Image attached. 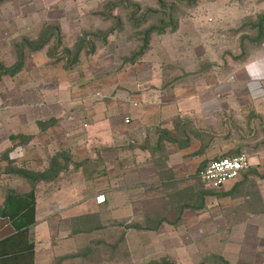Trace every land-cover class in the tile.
<instances>
[{"label": "crops", "instance_id": "obj_1", "mask_svg": "<svg viewBox=\"0 0 264 264\" xmlns=\"http://www.w3.org/2000/svg\"><path fill=\"white\" fill-rule=\"evenodd\" d=\"M24 61L17 74L0 78V174L13 175L14 182L18 168L42 173L56 153L64 151L65 157L54 178L34 184L24 178L23 191L10 187L25 194L34 185L35 222L27 234L34 244L32 264H38L37 241L62 230V219L79 216L75 201L98 196L108 212L120 206L115 211L124 214L122 220L142 207L162 212L161 205L149 208L147 201L199 200L203 207L207 201L231 202L233 216L264 214V86L226 87L222 72L216 86L162 85L152 69L128 68L100 90L92 83L82 87L80 72L54 69L40 51ZM232 110L240 119L230 124L225 114ZM241 152L249 166L236 179L215 189L200 180L201 191L194 188L193 176L210 160ZM82 170L88 193L74 176ZM182 205L176 204V221ZM12 225L0 216V240L16 231Z\"/></svg>", "mask_w": 264, "mask_h": 264}, {"label": "rangeland", "instance_id": "obj_2", "mask_svg": "<svg viewBox=\"0 0 264 264\" xmlns=\"http://www.w3.org/2000/svg\"><path fill=\"white\" fill-rule=\"evenodd\" d=\"M261 16L264 0H0V67L12 68L22 55L20 71L40 51L54 69L80 72L82 87L100 90L128 68L152 69L162 85L216 86L222 72L226 87H263L264 36L257 39L254 27ZM42 35L40 49L23 46ZM232 112L225 114L230 124L240 119ZM83 171L74 176L88 193ZM12 176L0 174V202L10 187L28 189ZM193 185L201 191L198 174ZM75 202V215H97V229L70 233L72 221L62 219V230L37 241L38 264H264V214L233 216L231 202L189 201L195 208L182 207L177 221L176 204L188 201H147L162 212L142 207L128 220L115 211L120 206L111 213L104 201Z\"/></svg>", "mask_w": 264, "mask_h": 264}, {"label": "trees", "instance_id": "obj_3", "mask_svg": "<svg viewBox=\"0 0 264 264\" xmlns=\"http://www.w3.org/2000/svg\"><path fill=\"white\" fill-rule=\"evenodd\" d=\"M254 27L257 29V34L259 37L257 39L264 36V16L259 17L257 23H255ZM153 29H149L148 32H151ZM162 30V29H161ZM44 36H40L37 41H35V45L31 46V42L24 40L23 46L29 48V50H37L40 49L44 45L45 39ZM102 40L103 37H100ZM148 40V39H147ZM146 40V42H147ZM84 43H82L83 45ZM80 47V46H79ZM78 47V49H79ZM93 51V46L90 43V47L88 52ZM143 52V50L141 51ZM140 53H137L138 56ZM22 55H20L17 63L12 68H2L0 67V78L5 74H14L21 68ZM131 61H134L132 59ZM198 133V132H196ZM198 136V134H197ZM64 151L56 153L50 159L49 169L42 173H32L28 172L22 168H18L17 175L28 179L32 184L42 180H50L56 176V172L54 170L57 168L59 164V160L65 159L63 155ZM96 175H100L99 171H97ZM95 175V176H96ZM92 176V174H90ZM94 176V175H93ZM34 185L30 192L25 194L17 193L16 191L8 190L5 197L3 206L0 207V216L8 217L11 221H13V227L16 230L12 235L7 236L6 238L0 240V264H25V260L28 259L29 264H32L33 258V247L34 244L28 242L27 234L28 227L35 222L34 218V210H35V201H34ZM182 207H193L189 201L184 203ZM73 232H84L90 233L93 230L97 229V215H80L77 217H73L71 219ZM19 261V262H18ZM223 264H228L226 261H222ZM162 264H174L167 260H163Z\"/></svg>", "mask_w": 264, "mask_h": 264}, {"label": "built area", "instance_id": "obj_4", "mask_svg": "<svg viewBox=\"0 0 264 264\" xmlns=\"http://www.w3.org/2000/svg\"><path fill=\"white\" fill-rule=\"evenodd\" d=\"M125 122H128V118H125ZM248 166V157L241 152L210 160L198 173V176L206 186L215 189L227 181L236 179ZM103 199V196L97 197V201H103Z\"/></svg>", "mask_w": 264, "mask_h": 264}]
</instances>
